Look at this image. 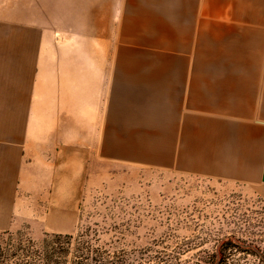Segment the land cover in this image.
<instances>
[{"label": "crops", "instance_id": "crops-1", "mask_svg": "<svg viewBox=\"0 0 264 264\" xmlns=\"http://www.w3.org/2000/svg\"><path fill=\"white\" fill-rule=\"evenodd\" d=\"M88 6L76 9L84 19ZM124 10L114 21L110 103L100 126L89 125L99 132L67 117L68 137L56 118L42 137L0 144L1 171L30 184L29 207L56 233L74 231L85 186L110 156L238 184L264 200V0H130ZM18 145L36 159L9 171Z\"/></svg>", "mask_w": 264, "mask_h": 264}, {"label": "rangeland", "instance_id": "rangeland-1", "mask_svg": "<svg viewBox=\"0 0 264 264\" xmlns=\"http://www.w3.org/2000/svg\"><path fill=\"white\" fill-rule=\"evenodd\" d=\"M128 3L0 0V144L42 137L59 117L68 137L76 135L64 127L67 117L99 132L89 125L100 126L96 118L110 103L114 21ZM85 4L84 19L76 9L83 11ZM59 82L72 89L59 92ZM84 113L91 121L81 120ZM24 147L7 154L9 171L35 161ZM1 169L2 162L0 235L38 245L45 240L58 264H197L217 238L244 237L237 227L264 215V200L241 185L110 156L108 171L98 169L85 186L74 231L56 233L42 223L44 214L29 207L30 184Z\"/></svg>", "mask_w": 264, "mask_h": 264}, {"label": "trees", "instance_id": "trees-1", "mask_svg": "<svg viewBox=\"0 0 264 264\" xmlns=\"http://www.w3.org/2000/svg\"><path fill=\"white\" fill-rule=\"evenodd\" d=\"M237 228L244 237L233 233L217 238L214 248L204 252L197 264H264V215ZM58 250L63 256L64 251ZM54 255L55 248H48L45 240L38 245L27 238L0 235V264H58Z\"/></svg>", "mask_w": 264, "mask_h": 264}]
</instances>
